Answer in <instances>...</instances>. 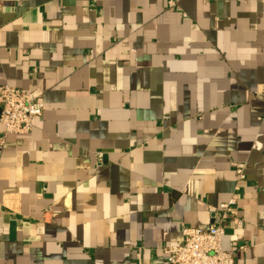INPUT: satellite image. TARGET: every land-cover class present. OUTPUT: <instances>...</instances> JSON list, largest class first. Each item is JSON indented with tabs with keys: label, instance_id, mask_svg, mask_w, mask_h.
Segmentation results:
<instances>
[{
	"label": "crops",
	"instance_id": "obj_1",
	"mask_svg": "<svg viewBox=\"0 0 264 264\" xmlns=\"http://www.w3.org/2000/svg\"><path fill=\"white\" fill-rule=\"evenodd\" d=\"M4 83L44 110L0 121V264H170L234 162L221 246L264 264V0H0Z\"/></svg>",
	"mask_w": 264,
	"mask_h": 264
},
{
	"label": "built area",
	"instance_id": "obj_2",
	"mask_svg": "<svg viewBox=\"0 0 264 264\" xmlns=\"http://www.w3.org/2000/svg\"><path fill=\"white\" fill-rule=\"evenodd\" d=\"M174 5L173 1L169 2ZM0 121L6 132L25 134L31 131L33 120L42 116L44 103L40 94L28 90L0 84ZM238 183L230 199L219 207H210L213 214L211 224L199 226H184V241L181 245H165L162 248L170 264H235L234 252L246 246L232 242V248L224 250L221 246L225 233L226 220H232L234 225L242 227L244 221L239 216L237 208L238 197L242 189L240 182L244 181L245 164L234 162Z\"/></svg>",
	"mask_w": 264,
	"mask_h": 264
},
{
	"label": "water",
	"instance_id": "obj_3",
	"mask_svg": "<svg viewBox=\"0 0 264 264\" xmlns=\"http://www.w3.org/2000/svg\"><path fill=\"white\" fill-rule=\"evenodd\" d=\"M1 111H2V107L0 108V114H1Z\"/></svg>",
	"mask_w": 264,
	"mask_h": 264
}]
</instances>
